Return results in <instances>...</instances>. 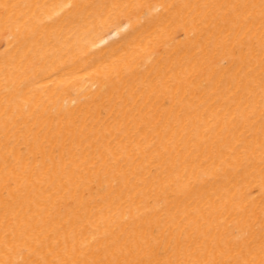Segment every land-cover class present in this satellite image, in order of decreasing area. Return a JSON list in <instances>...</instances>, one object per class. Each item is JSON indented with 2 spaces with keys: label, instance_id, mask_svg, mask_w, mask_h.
<instances>
[{
  "label": "bare ground",
  "instance_id": "6f19581e",
  "mask_svg": "<svg viewBox=\"0 0 264 264\" xmlns=\"http://www.w3.org/2000/svg\"><path fill=\"white\" fill-rule=\"evenodd\" d=\"M0 264H264V0H0Z\"/></svg>",
  "mask_w": 264,
  "mask_h": 264
}]
</instances>
